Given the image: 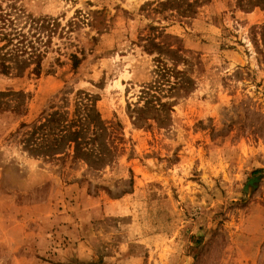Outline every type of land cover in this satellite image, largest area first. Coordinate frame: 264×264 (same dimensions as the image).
<instances>
[{"label":"rangeland","instance_id":"1","mask_svg":"<svg viewBox=\"0 0 264 264\" xmlns=\"http://www.w3.org/2000/svg\"><path fill=\"white\" fill-rule=\"evenodd\" d=\"M169 1L0 0L59 25L40 77L0 72V91L28 97L0 111V264H264V11ZM152 42L181 51L195 85L165 99L169 126L137 127ZM70 91L99 97L112 165L24 150L20 126Z\"/></svg>","mask_w":264,"mask_h":264},{"label":"trees","instance_id":"2","mask_svg":"<svg viewBox=\"0 0 264 264\" xmlns=\"http://www.w3.org/2000/svg\"><path fill=\"white\" fill-rule=\"evenodd\" d=\"M180 3L182 0H171L167 4L180 7ZM236 3L246 12L257 8L264 11V0H236ZM197 5V0L188 3L185 14L196 13ZM58 26L55 20L34 17L16 4L6 8L0 4V72L14 79L30 75L40 77ZM253 33L256 39L261 38L263 48L260 53L264 55V24ZM149 50L148 53L154 50L158 53L151 72L154 80L143 87L138 106L130 117L137 127L150 121L166 127L170 125L175 101L165 99L188 96L195 83L187 71L178 70V64L183 60L181 51L156 42L151 43ZM164 57L170 58L173 66ZM71 61L76 70L83 59L72 54ZM57 98L37 121L20 126V129H27L22 141L24 150L35 158L71 157L97 171L112 165L116 154L108 144L111 128L99 111V97L86 91H70ZM27 99L24 91H0V111L20 113Z\"/></svg>","mask_w":264,"mask_h":264}]
</instances>
